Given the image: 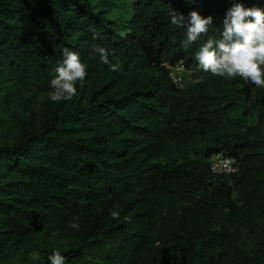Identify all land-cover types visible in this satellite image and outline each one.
Masks as SVG:
<instances>
[{"label": "trees", "instance_id": "1", "mask_svg": "<svg viewBox=\"0 0 264 264\" xmlns=\"http://www.w3.org/2000/svg\"><path fill=\"white\" fill-rule=\"evenodd\" d=\"M233 4L134 0L113 21L99 0H0V264H264V88L199 69L207 36L183 47L169 16H211L218 38ZM65 47L83 86L37 109ZM179 61L180 89L161 66ZM216 153L239 171L214 175Z\"/></svg>", "mask_w": 264, "mask_h": 264}, {"label": "clouds", "instance_id": "2", "mask_svg": "<svg viewBox=\"0 0 264 264\" xmlns=\"http://www.w3.org/2000/svg\"><path fill=\"white\" fill-rule=\"evenodd\" d=\"M169 16L172 25L186 29L183 47L188 48L202 36H207L195 53L199 69L216 77H240L257 88H264V9L233 4L227 10L218 38L208 36L209 26L213 24L211 16L204 18L192 11L187 22L184 15L175 11H171ZM92 50L103 64L109 65L111 71L119 70V63L109 61V49L94 45ZM54 71L56 75L50 82V99L53 102L71 101L77 95V82L83 86L87 75L78 53L65 47L63 59ZM110 215L113 219L119 218V212L112 211ZM70 227L78 230L80 225L73 221ZM36 255L34 253L33 257ZM48 259L50 264H65V257L59 250H53Z\"/></svg>", "mask_w": 264, "mask_h": 264}, {"label": "rangeland", "instance_id": "3", "mask_svg": "<svg viewBox=\"0 0 264 264\" xmlns=\"http://www.w3.org/2000/svg\"><path fill=\"white\" fill-rule=\"evenodd\" d=\"M100 4L104 6L107 17L110 20H117V19H127L129 17V11L130 6L134 0H99ZM192 74L190 72H187L184 74V82L185 85L187 83L191 82ZM52 101L50 99V93L45 95L35 94V97L33 98V102L35 103V108H40V106L46 102ZM4 114H0V117H3ZM30 115V114H27ZM13 122L6 123V125H3L2 128H0V134L2 133V139L0 138L1 143H10L15 139V133L14 128H12ZM8 129L11 131L8 132ZM3 130H6L5 133H3Z\"/></svg>", "mask_w": 264, "mask_h": 264}, {"label": "built area", "instance_id": "4", "mask_svg": "<svg viewBox=\"0 0 264 264\" xmlns=\"http://www.w3.org/2000/svg\"><path fill=\"white\" fill-rule=\"evenodd\" d=\"M233 3L235 4V0ZM261 9H264V6ZM161 66L167 69L168 77L175 87L180 89L185 86L184 74L187 73V70L181 61L172 66L162 63ZM209 165L214 175L236 174L239 171L236 159L222 153L213 154L209 159Z\"/></svg>", "mask_w": 264, "mask_h": 264}]
</instances>
